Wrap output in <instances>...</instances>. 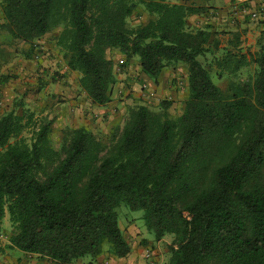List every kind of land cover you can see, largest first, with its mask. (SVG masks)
Wrapping results in <instances>:
<instances>
[{
  "label": "trees",
  "instance_id": "obj_1",
  "mask_svg": "<svg viewBox=\"0 0 264 264\" xmlns=\"http://www.w3.org/2000/svg\"><path fill=\"white\" fill-rule=\"evenodd\" d=\"M138 9L146 20L132 26ZM203 10L164 0H0V32L27 44L28 59L37 40L59 29L65 67L94 105L111 102L117 82L107 50L125 65L137 57L154 81L184 65L188 91L177 116L171 101L157 110L136 105L109 142L65 128L58 150L52 119L33 121L27 110L0 116L8 249L55 264L125 258L131 248L117 213L124 205L142 212L155 242L172 236L164 264H264V44L244 53L237 33L220 47L207 28L188 30L186 19ZM3 64L0 84L9 80Z\"/></svg>",
  "mask_w": 264,
  "mask_h": 264
},
{
  "label": "rangeland",
  "instance_id": "obj_2",
  "mask_svg": "<svg viewBox=\"0 0 264 264\" xmlns=\"http://www.w3.org/2000/svg\"><path fill=\"white\" fill-rule=\"evenodd\" d=\"M244 5L241 7L243 10L253 11L256 16H252L251 14H246L241 20V23H243L246 28L245 31L252 32V40H254L255 47L258 39H261L262 43L264 44V0H243L242 2ZM242 5V4H241ZM220 5L212 6L208 8V10H212L213 12H210L212 17H216L217 20L214 22L215 26L208 25V27L212 28L210 30L211 33H214L218 39H221V36H224L227 31L233 30V27L235 25H228L222 23V18H219L220 14ZM209 13V12H208ZM219 18V20H218ZM146 20V17H144L143 11L141 9H138L136 13H134L129 19V23L132 26L138 25ZM224 21V20H223ZM0 23H2V17L0 13ZM240 23V22H239ZM239 28V27H238ZM59 33V29H55L51 31L49 34L43 36L41 39L37 40L35 42L36 45V51L34 54V57L32 59H28L25 54L28 51L29 47L27 44H24L20 41H13L11 40L4 32H0V61H4L5 64H3V67L1 68V73L8 77V81L4 84H0V116H3L10 111H14L15 114L21 115L24 113L25 110H27V113L33 114V121L39 120L44 117H48L52 119L53 125H52V133H51V141L56 150L59 149L60 146V139H61V133L63 129L70 128L75 129L78 127H85L88 130H90L92 133H94L96 136L100 137L104 142H109L112 138V135L116 132L117 129H120L125 115L127 108L133 107L138 105V102L135 103V105H130L126 107V110L124 111H117L116 116L112 120L105 119L103 117L100 122H97L98 117L94 118H88V122L86 119H82L81 117L76 118L74 117V114L71 115H61V107L60 104L65 103V101H57L55 99L52 100H46L44 99V103H41L43 98H41L40 91L37 89L36 84L27 82L24 80L21 76V73H23L27 68L32 66L39 65L38 69L42 71H47L51 73L52 75H58V81L62 80V75L59 74V72H56V69L61 70L62 68H65V64L62 59V54L59 52V49L55 45V39L56 36ZM254 36V37H253ZM248 40L246 39V42ZM252 46H250L251 48ZM247 48V51L249 52V49ZM255 51V50H254ZM57 55V62L55 64V70H51V68H48L44 66L46 61L55 59V56L52 54ZM107 57L112 60L113 55H111L110 51H106ZM40 61V62H39ZM113 61V60H112ZM132 61V62H131ZM130 61V64L134 66V68L138 67V58L135 57ZM118 62V60L116 61ZM115 71L116 74H122L124 70L126 71L125 64H119L116 63ZM114 63V62H113ZM172 67H168L166 69H171ZM179 68V69H178ZM176 69L179 70L180 77L183 74V69L185 70L186 67L184 65H177ZM255 70L254 66H250L249 68L242 71V77H246L247 75H251ZM67 71V70H65ZM69 71V70H68ZM136 73V71H135ZM53 75V77H56ZM73 72L69 71V75H66L71 79V84L68 85L72 86V83H77L79 78L74 77L72 79ZM52 78V77H51ZM56 80V81H57ZM77 80V81H76ZM138 82V81H137ZM213 82L219 86L220 88H225L227 85V81L225 79H216L213 78ZM40 85V84H39ZM185 88V86H184ZM118 87H115V93L118 94V98L121 97L122 99V93H118ZM79 91L77 94V97H80L81 102H87L84 94H82V90L79 88L76 90V92ZM140 93L144 92L145 89L141 87L139 89ZM38 97V98H37ZM117 98V99H118ZM134 100H137L134 98ZM168 99H160V101H164ZM38 103H41L38 105ZM174 103V101L172 102ZM184 101L181 102V105H172L169 109V112L172 116H177L181 113L183 108ZM152 110H157L158 105H147ZM64 107V106H63ZM119 112V113H118ZM80 114V113H79ZM93 116V115H92ZM30 130L31 126L24 130V132L21 134L24 138L30 137ZM118 216H119V224L123 231L124 237H126L127 241L132 244V239L136 240L138 237L140 238V235H135L134 237L131 234H128V228L131 226V224H135L137 227H135V231H139V228L142 229L143 235L145 238H140L138 241V246L141 247H150L148 249L154 250L156 248V242L154 241L153 235L149 233L145 226L144 222L142 220V212L141 211H131L126 206L122 205L117 210ZM139 227V228H138ZM11 233L10 223L8 221V216L6 215L3 219L1 226H0V247L4 250L3 254L0 256V261H2V264H10L11 261L14 262L13 264H31L32 262H39L40 259H38L36 256L29 255H21L19 251L17 250H11L7 248V245L9 244L8 238ZM129 236V237H128ZM164 240L166 242H162L160 245V249L162 250L161 254L159 256H164V262L168 259V245L172 241V236H166L164 237ZM104 257L106 255H103Z\"/></svg>",
  "mask_w": 264,
  "mask_h": 264
},
{
  "label": "crops",
  "instance_id": "obj_3",
  "mask_svg": "<svg viewBox=\"0 0 264 264\" xmlns=\"http://www.w3.org/2000/svg\"><path fill=\"white\" fill-rule=\"evenodd\" d=\"M164 1L170 4L195 5L196 7L204 8V10L201 13L189 16L186 19V26L188 30L207 28L208 31H210L212 28L208 27V25L215 26L214 22L217 20V18L212 17L210 12L213 11L208 10V8L212 7L213 5L217 6L219 4L220 5L219 8L221 9L219 18L220 19L222 18L224 20V21L222 20V23H224V25L228 24L230 26L235 25V27H233V30L227 31L224 36H221L220 47L225 46L227 40H229L232 34L237 33L239 34V49L242 52L244 53L248 52L247 48H250V46L252 47L249 49V52L253 53L257 50V47H255L254 40L251 39L253 33L250 31L246 33L245 31L246 26L243 23H241V20H243L246 14L249 13L252 16L253 15L256 16V14L252 10L248 11V10H243L241 8L244 5L242 3L243 0H164ZM144 17H146L145 14ZM246 39L248 40L247 42ZM110 53L111 55H113L112 58L114 62L113 64H115L117 60L118 62L116 63L122 61V63L124 64V57L121 54L115 51H110ZM52 54L55 56V59L46 61L44 63L45 64L44 66L51 68L50 71L55 70L54 66L57 62H59L57 60V55L54 53ZM127 65H126L127 66L126 71L124 70L122 74H118V75L116 74L115 66H114V72L117 82L113 88L112 100L107 105L102 107L92 104L83 91L82 94H84L87 102L83 103L79 101L80 97L79 98L77 97L79 91L76 92V90L78 89V82L72 83V86L68 85L69 83L71 84L72 81L69 77L66 76L69 75V71L66 67L64 69L62 68L59 71L58 69H56V72H59V74L63 76L61 81L57 80L58 75L53 74L56 76L53 77V75L51 74L52 72L49 73L47 71H42L38 69L39 65L35 67L32 66L27 68V70L21 73V76L27 82L29 81L30 83L36 84L37 89H39L40 91L41 98H43L41 103H44V99L48 101L52 99H55L57 101H61V100L65 101V103L60 104L61 107H59V109H61V115L62 114L71 115L73 113L74 117L76 118L81 117L82 119L84 118L86 119L87 122L89 120L88 118L90 117L91 118L98 117L97 122H100V120L103 117H105V119L112 120L116 116L117 111H123V110L125 111L126 107L133 104L135 105L136 102H138V105H145V106H147L148 104L158 105L159 104L158 100L165 98L171 102L174 101L172 105L180 106L181 102L186 100L188 95L186 69L185 70L183 69V74L181 77L178 70L179 68L176 69V66H173L171 69H164L159 75L158 79L154 81L140 71L139 64L137 68H134V66H132L130 62H128ZM73 74L75 75H72V79L76 76H77L76 78H79L78 73L73 72ZM143 85H146L145 91L140 93L139 89H141ZM116 86L119 88L118 93L119 94L122 93L123 95L122 99L121 97L118 98V94L115 93L117 92L114 90ZM134 98H136L137 100H134ZM41 103H38V105H40ZM135 227L137 226L134 223L131 224V226H129V228L127 229L128 234H131L133 237L137 234L138 235L141 234L140 238H145V236H142L143 232L142 229H140L139 227H138L139 231H135L134 233ZM140 238L138 237L136 240L132 239L131 240L132 244H130L127 241L130 245L131 251L129 255L125 258H115L113 256H105V257L100 256L95 260H90L88 258L79 259L71 264H134V263L145 264V261L143 259V253L145 250L152 251L153 255L157 259V262L159 264H163L164 256L162 255L159 256V254H161L162 252V250L160 249V245L162 242H166V241L162 239L161 241L156 242V248H154V250H151L148 249L150 247L138 246V241ZM20 254L25 255L21 252ZM13 263L14 262L11 261L10 264ZM0 264H2V261H0ZM31 264H55V263L46 259H40L39 262H32Z\"/></svg>",
  "mask_w": 264,
  "mask_h": 264
},
{
  "label": "built area",
  "instance_id": "obj_4",
  "mask_svg": "<svg viewBox=\"0 0 264 264\" xmlns=\"http://www.w3.org/2000/svg\"><path fill=\"white\" fill-rule=\"evenodd\" d=\"M254 16V15H253ZM119 64H122V61L119 62ZM142 88H146V85H143ZM143 259L145 261V264H159L157 262V259L153 255V252L150 250H145L143 253ZM134 264H139V263H134Z\"/></svg>",
  "mask_w": 264,
  "mask_h": 264
}]
</instances>
